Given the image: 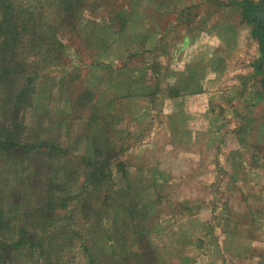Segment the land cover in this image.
Instances as JSON below:
<instances>
[{
    "label": "rangeland",
    "instance_id": "1",
    "mask_svg": "<svg viewBox=\"0 0 264 264\" xmlns=\"http://www.w3.org/2000/svg\"><path fill=\"white\" fill-rule=\"evenodd\" d=\"M242 1L5 0L12 23L35 21L20 37L39 51L30 106L10 117L24 142L61 150L7 162L9 240L50 181L85 240L62 264H264V79ZM195 68L205 89L166 103ZM100 161L107 180L86 187Z\"/></svg>",
    "mask_w": 264,
    "mask_h": 264
},
{
    "label": "trees",
    "instance_id": "2",
    "mask_svg": "<svg viewBox=\"0 0 264 264\" xmlns=\"http://www.w3.org/2000/svg\"><path fill=\"white\" fill-rule=\"evenodd\" d=\"M237 5L241 11V19L245 23H253L251 36L257 43L258 52V58L254 61L253 67L256 72L264 75L262 68L264 64V25L258 23L254 26L257 20L252 15L257 6L245 0ZM10 8L11 6L5 0H0V262L9 260L10 256L6 254L8 251V253L21 252L26 264H62L61 253L72 245L73 239L85 241L73 228L72 214L68 211L71 195L54 197L52 183L48 181L43 202L29 213L28 228L18 223L9 240L7 225L4 221L2 206L12 172L8 169L7 162L10 161L12 155L19 151L29 152L37 149L61 152L55 143L47 145L43 141L36 144L24 142L23 136L26 129L22 119L18 117L14 120L10 117L13 108L24 111L30 106L29 100L34 92L38 64L36 63L37 58L29 61L27 56L35 57L39 54L36 48H30L26 43L28 39L22 40L20 37L25 32L30 37H35L37 24L31 21L27 27L17 26L11 22ZM26 14L31 16L30 12ZM260 85L264 86V82ZM103 166H107V163L100 161L96 163V166L91 167L85 177L86 187L88 183L100 185L107 180L108 174L103 171ZM116 166L120 169V164ZM57 209L62 210V216L59 217L57 214L46 216L43 213ZM84 251L86 250L83 249Z\"/></svg>",
    "mask_w": 264,
    "mask_h": 264
},
{
    "label": "crops",
    "instance_id": "3",
    "mask_svg": "<svg viewBox=\"0 0 264 264\" xmlns=\"http://www.w3.org/2000/svg\"><path fill=\"white\" fill-rule=\"evenodd\" d=\"M197 71L198 70L196 68L195 69H191V71H187L185 69L184 72L181 70V71H179L178 74H175V75H179L178 80L176 82V84L178 86L176 85V87H175L174 84H172L173 87L172 86H168L171 89H173V91L165 96L164 100L167 101L166 103H169V105H171L172 101L174 99L178 98L177 97V93H175V91L179 92V94L181 96H182V94H185L183 96V97H185V96H189V95H191V96L195 95L196 96L198 93H200L202 90L205 89V87H204V85L202 83V76ZM237 75L238 74H236V76ZM262 76H264V75H262ZM237 77H239V76H237ZM228 85L229 86H227V90H229V91H232L233 89L237 88V86H235L236 84H233V83L230 84L229 83ZM239 86H242V85L239 84Z\"/></svg>",
    "mask_w": 264,
    "mask_h": 264
},
{
    "label": "flooded vegetation",
    "instance_id": "4",
    "mask_svg": "<svg viewBox=\"0 0 264 264\" xmlns=\"http://www.w3.org/2000/svg\"><path fill=\"white\" fill-rule=\"evenodd\" d=\"M258 7H256L252 13V15L256 18L257 22L255 25L258 23L264 25V0L259 1Z\"/></svg>",
    "mask_w": 264,
    "mask_h": 264
}]
</instances>
